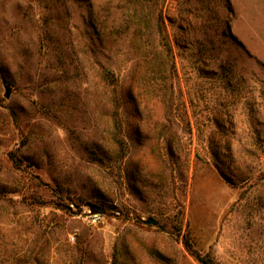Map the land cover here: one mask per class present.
Segmentation results:
<instances>
[{
  "label": "rangeland",
  "instance_id": "rangeland-1",
  "mask_svg": "<svg viewBox=\"0 0 264 264\" xmlns=\"http://www.w3.org/2000/svg\"><path fill=\"white\" fill-rule=\"evenodd\" d=\"M185 241L264 264V0H0V264Z\"/></svg>",
  "mask_w": 264,
  "mask_h": 264
},
{
  "label": "trees",
  "instance_id": "trees-1",
  "mask_svg": "<svg viewBox=\"0 0 264 264\" xmlns=\"http://www.w3.org/2000/svg\"><path fill=\"white\" fill-rule=\"evenodd\" d=\"M161 36H162V39L164 40V45L165 46H168V42L166 40V36L164 35L163 31L161 32ZM97 208L99 207H92V210L95 211ZM96 212V211H95ZM185 246L186 248L192 253V255L196 258V260L200 263V264H215L213 262V260L208 257V256H200L199 254L195 253L193 250H192V246H191V243L189 241H185Z\"/></svg>",
  "mask_w": 264,
  "mask_h": 264
},
{
  "label": "water",
  "instance_id": "water-1",
  "mask_svg": "<svg viewBox=\"0 0 264 264\" xmlns=\"http://www.w3.org/2000/svg\"><path fill=\"white\" fill-rule=\"evenodd\" d=\"M96 213H101L103 210L101 208H97L96 210ZM147 224H152V225H157V221L153 220V219H148L146 221Z\"/></svg>",
  "mask_w": 264,
  "mask_h": 264
}]
</instances>
